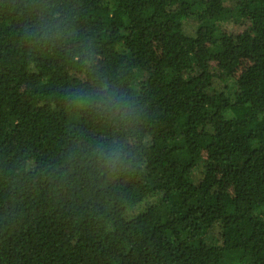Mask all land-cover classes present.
<instances>
[{
  "label": "trees",
  "instance_id": "obj_1",
  "mask_svg": "<svg viewBox=\"0 0 264 264\" xmlns=\"http://www.w3.org/2000/svg\"><path fill=\"white\" fill-rule=\"evenodd\" d=\"M0 264H264V0H0Z\"/></svg>",
  "mask_w": 264,
  "mask_h": 264
},
{
  "label": "rangeland",
  "instance_id": "obj_2",
  "mask_svg": "<svg viewBox=\"0 0 264 264\" xmlns=\"http://www.w3.org/2000/svg\"><path fill=\"white\" fill-rule=\"evenodd\" d=\"M224 4L228 8H232L235 4V0H224ZM228 18H226V21L222 22L221 26L223 29H225L228 32H237L240 27H241V21L238 19H235L234 17H231L230 15H227ZM198 20L195 17H190L185 23L183 27V31L188 34V35H193L194 31L197 27ZM212 87L213 88H218V89H223L226 91L231 97L233 96L236 86L233 83V81L227 77L226 79H220L217 77H213L212 79ZM201 165L200 163L198 166L193 169L189 175L192 178L193 181H197L201 177ZM137 209V207L135 208ZM219 226L218 225H213V227L210 229L208 233V240L210 242H215L219 239Z\"/></svg>",
  "mask_w": 264,
  "mask_h": 264
}]
</instances>
